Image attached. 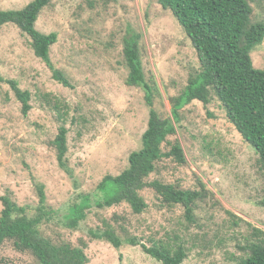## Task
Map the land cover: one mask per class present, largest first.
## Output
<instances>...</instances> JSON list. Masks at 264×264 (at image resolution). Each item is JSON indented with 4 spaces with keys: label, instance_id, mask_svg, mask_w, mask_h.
Returning <instances> with one entry per match:
<instances>
[{
    "label": "rangeland",
    "instance_id": "1",
    "mask_svg": "<svg viewBox=\"0 0 264 264\" xmlns=\"http://www.w3.org/2000/svg\"><path fill=\"white\" fill-rule=\"evenodd\" d=\"M32 1L0 0V11L21 10ZM249 2L253 21L264 22V0ZM36 29L57 33L51 60L72 87L54 78L16 25L0 28V76L28 91L32 105L25 116L12 86L1 84L0 195L35 211L37 187L44 185L50 207L66 214L78 197L98 198L101 181L125 171L131 153L142 148L150 107L141 88L127 85L125 39L141 37L144 71L157 86L155 108L164 118L171 117V99L183 93L201 65L184 29L157 0H52ZM251 57L254 67L263 70L264 43ZM211 99L208 105L194 101L185 107L176 134L169 138L182 145L187 163L179 166L165 159L149 178L184 190L196 191L204 184L207 196L197 202L193 222L182 206L168 209L147 188L141 193L148 205L142 214L126 203L106 209L93 205L79 228L69 229L62 220L45 226V236L55 244L86 243L89 264H162L142 248L159 242L183 244V264H236L247 257L245 248L257 241L255 230L264 232V170L219 98L212 93ZM55 103L65 114L63 121ZM62 125L69 129L64 169L53 145ZM169 150L164 145V151ZM2 209L0 202V215ZM106 227L124 242L135 238L140 245L124 243L117 249L94 237ZM0 264L38 262L6 242L0 248Z\"/></svg>",
    "mask_w": 264,
    "mask_h": 264
},
{
    "label": "trees",
    "instance_id": "2",
    "mask_svg": "<svg viewBox=\"0 0 264 264\" xmlns=\"http://www.w3.org/2000/svg\"><path fill=\"white\" fill-rule=\"evenodd\" d=\"M165 10H170L191 40L200 59V68L189 77L183 93L171 99V117L164 118L155 108L158 91L155 82L149 81L143 67L138 34L125 39L124 58L129 74L127 85L141 88L150 107L148 128L142 136V148L131 153L129 167L118 176L107 175L97 188L98 198L83 195L62 214L48 204L45 186L39 185V205L32 211L21 206L10 196L0 195L3 209L0 215V248L13 243L19 252L31 253L38 264H89L86 243L73 247L69 243L55 244L46 237L43 228L63 220L69 229H77L87 219V211L96 205L112 208L128 204L135 214H142L148 205L141 193L151 188L159 200L168 208L182 206L188 221L195 218V206L207 196L204 184L199 190H184L175 184H165L149 178L158 170L165 159L183 166L187 163L182 145L170 142L181 123L182 111L194 101L205 105L211 103L214 93L226 111L228 120L234 125L243 140L253 147L264 170V69H256L252 52L264 43V22L253 21V9L249 0H157ZM52 0H33L21 10L0 11V28L13 24L31 39L35 55L53 71V76L65 87H72L65 73L55 68L51 60V49L58 41L57 33L43 34L36 29L41 13ZM12 86L16 97L23 104V114L32 110L31 94L19 88L16 81H6L0 76L1 84ZM54 108L63 121L65 114L55 103ZM69 129L62 125L53 141L62 169L67 165ZM164 145L170 146L168 152ZM264 206V200L262 202ZM34 212V213H32ZM62 214V215H61ZM257 241L246 248L247 257L236 264H264V232L255 230ZM94 237L121 248L124 243L139 246L134 239L125 242L112 227L94 234ZM144 252L162 264H183L187 251L183 244L173 246L159 242L152 247L142 246Z\"/></svg>",
    "mask_w": 264,
    "mask_h": 264
}]
</instances>
